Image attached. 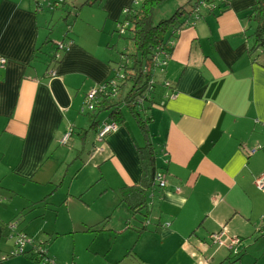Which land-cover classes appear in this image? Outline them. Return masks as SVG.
I'll use <instances>...</instances> for the list:
<instances>
[{"label": "crops", "instance_id": "1", "mask_svg": "<svg viewBox=\"0 0 264 264\" xmlns=\"http://www.w3.org/2000/svg\"><path fill=\"white\" fill-rule=\"evenodd\" d=\"M45 1L0 0V60L5 61L0 63V203L4 204L0 264H37L28 256L12 255L14 242L8 237L7 225L16 221L22 231L25 223L30 222V228L44 216L35 214L40 206L35 204L51 194V188L52 192L57 189L53 181L66 158L61 151L73 149L75 137L80 147L77 132L88 125L80 112L85 96L111 73L110 45L103 41L106 23L112 32L123 10L132 4V0H107L95 9H101L103 21L85 24L92 31L86 38L75 33L72 38L62 37L57 43L66 44V50L60 63L52 65V76L49 61H38L40 52L34 53L45 50L47 41L53 43ZM252 2L231 0L229 11L180 32L174 45L162 75L172 85L173 96L162 108L152 109L155 115L149 113L150 142L157 165L166 171V188L148 197L146 223L159 224L158 232L137 235L131 228L137 221L120 202V188L140 181L136 136L129 137L123 128L101 142L88 136L80 148L91 147L93 153L80 161L73 178L82 169H93V179L85 186L99 185L98 196L104 204L78 219L69 217V224L61 229L56 219L51 230L33 234L43 239L39 242L54 264H124L128 259L183 264L186 251L196 264H246V259L249 264H264V233L259 232L264 231V211L251 224L255 236L241 235L245 234L241 231L227 235L222 230L235 220L251 218L259 205L252 211L243 207L253 186L258 189L257 179L264 175L262 156H256L264 133V53L255 63L250 61L245 23L236 14ZM259 191L263 200L264 190ZM44 205V210H51L55 203L45 199ZM85 205L91 206L89 201ZM113 210L120 216L114 218ZM106 218L104 231H87ZM204 225L205 233L198 232ZM207 225L213 228L206 229ZM80 233L87 238L78 242L75 235ZM216 234H222L221 244L211 240ZM235 239L238 243L229 249ZM246 239L253 245L243 244ZM259 241L262 248L256 247ZM249 248L254 249L250 254ZM220 250L224 251L221 257H215Z\"/></svg>", "mask_w": 264, "mask_h": 264}, {"label": "trees", "instance_id": "2", "mask_svg": "<svg viewBox=\"0 0 264 264\" xmlns=\"http://www.w3.org/2000/svg\"><path fill=\"white\" fill-rule=\"evenodd\" d=\"M65 1L57 3L56 0L52 2L47 0L45 2L49 3L50 9L60 8L63 10L65 12L63 20L67 21L71 13L66 11ZM106 1L86 0L83 5L94 7L96 4L102 8ZM168 1L136 0L133 5L123 10L115 23L114 32L118 34L119 38L123 37L124 40L130 41L131 49H128L127 46L123 47L118 51L115 59L109 61L111 73L99 87L94 109L85 112L83 106L80 111L88 125L77 132L78 137L80 136L79 145L82 147L87 142L88 136H95L96 140L101 142L107 135L114 133H107L99 141L98 134L108 124L113 123L117 129H125L131 138L134 135L128 118L135 125L142 138L141 144L137 142L135 144L140 167V181L137 185L120 188L119 197L120 202L129 210L133 221H137V224H131V228L137 235L146 231L158 232L159 230V224L149 225L146 223L149 213V195L152 196L154 191L160 192L166 188V186L159 187L155 181L156 175L162 174L166 183V171L157 165L156 151L150 142L149 126L152 123V117L149 113L153 106H162L163 102L168 100L172 94L170 92L172 85L162 75L173 54L174 45L180 32L193 27L206 17L221 16L230 10L231 5V0H189L186 3L190 5L187 9L179 7L168 18L155 22L153 20L155 12ZM236 14L241 17V20H244L243 32L247 42V55L250 61L255 63L257 56L253 57L254 54L264 52V0H253L250 5L239 10ZM249 29L250 33L247 34ZM66 36L67 34L64 37ZM65 45L62 42L56 44L54 55L49 56L48 63L51 67L49 73L52 76L55 74H53L55 72L53 67L60 63L65 53ZM59 51H61L60 54ZM36 52L41 53L42 51L36 49L34 53ZM34 56L33 54V60ZM157 97L159 98L157 99ZM123 110L126 111L128 117ZM103 112L108 113L107 118L99 124L97 117ZM80 147L77 153L80 152ZM79 155L77 154L76 158ZM44 200L45 198L41 202ZM106 221L107 218L88 228L87 231L91 233L104 231ZM10 223L7 225L8 230ZM259 232L264 233L263 230H259ZM32 240V247L17 255L28 256L37 264L52 260L43 249L44 243Z\"/></svg>", "mask_w": 264, "mask_h": 264}, {"label": "rangeland", "instance_id": "3", "mask_svg": "<svg viewBox=\"0 0 264 264\" xmlns=\"http://www.w3.org/2000/svg\"><path fill=\"white\" fill-rule=\"evenodd\" d=\"M188 1L189 0H169L164 5H162L158 11L155 12L153 20L155 22H157L159 19L168 18L179 7H184L185 9H187L190 6V5L186 4V3H188ZM192 1H194V0H192ZM85 2H86V0H66V11L68 10L71 13L69 15V18L67 21H64L62 18L59 19L60 10L57 9V10H54L51 12L50 10H47L48 7L46 6L45 12L47 13L48 19L50 21V25L48 26L47 29H48V33H49V38L53 41V43H51V41H50L48 44L45 45V50H43L39 54V60L38 61L43 60L44 62H48L49 61L48 57L54 55V51L56 48L55 47L56 44L54 45V42L59 43V41L61 40L62 37H64L65 34L70 36V38L75 37L74 35L77 34L78 36L82 37V39H84L92 32L85 25L88 21H91L92 24H97V23L99 24L103 21L104 14L101 12V9H98L97 11L95 10L96 8H101V7L97 6L96 4L94 7H90L88 5H83V3H85ZM135 2H136V0H132L131 5H133ZM81 5H83V7H81ZM61 13H62L61 16L63 17L64 11L62 10ZM39 19H41V18H39ZM112 26H114V25H112ZM109 29H110L109 23H106V26H105L106 32L105 31L104 32L107 33L106 34L107 37L103 41H104L106 46L110 45L108 52L110 54L109 59L112 60V59H115L118 51L120 49H122L123 47L127 46L128 49H131V44H130V41L124 40L123 37L119 38L118 34L116 32H114L115 29H113L112 32ZM248 31L249 32H247V34L250 33V29ZM261 54L262 53H259V54L256 53V54H254L253 57L257 56L256 59H258L261 57ZM161 78H160V80H161ZM152 108L153 109H159L162 107H160L159 105H155ZM123 112L127 116L126 111L123 110ZM152 113H153V115H155L156 112L153 110ZM107 114H108L107 112L100 113L97 117V122L100 124L101 122L105 121L107 118ZM128 121H129V125L131 127V130L134 133V136H136L137 143L141 144V141L139 140L140 137L138 135L139 133L137 132L135 125L133 124V122L129 118H128ZM78 129H80V128H78ZM261 134H262V137H261L262 138V146L258 150V152L256 153V156H262V163L264 164V133H261ZM74 140H75L76 146L73 149H70V147H69V149L67 148V149H63L61 151V153H65L66 158H65V162H64L65 163L64 167L60 169L59 173L57 174V176L54 178V181H53L57 186L56 191L52 192L53 189L51 188V191L49 192L51 194L44 196V198L47 199L48 201H53L55 203V206H51L50 207L51 210H44L43 209V206H45L44 201L41 203L35 204V205L40 204L38 209H36L34 212L37 215H44L43 217H41L42 219L41 218H38L39 220L36 219L37 221H35L34 223H31L32 225L30 228H28V225L30 224V222L28 224L25 223V227L22 231H21V228L19 227V224L16 223L15 231H18V232L21 231L25 235L27 234L26 236L28 238L35 239L36 241L37 240L38 241L43 240V239L37 238V236H34L33 234L35 232H37V230H39V229L51 230V226H53L52 224L55 222L56 219H57V223H59V225H60L59 228L61 229V227H62L61 225L69 224V222H70V220L68 219L69 217H71L73 220L78 219L79 215H82L84 212H87L85 214H88L87 210H93V209L98 208V207L100 208V206L102 204H104L102 199H100L98 196L99 185L95 184L94 186H92L90 188H87L85 186V184H87L89 179H91L93 177V172H94L93 169L88 168V169H85V171H83V169H82L80 171V175L77 176L76 178H73L77 172V169H79V167H80V164H81L80 161L88 160V157L93 153V149H91V147H87L85 150H81V148H80L81 152L77 153V150L79 149L78 143L76 144L77 137H75ZM77 154L78 155L80 154V158H76ZM158 161L160 162L159 159H158ZM260 165L261 164H258V166H260ZM21 191H24V190L21 189ZM70 191H72V192L77 191V194L76 195L72 194ZM81 194H83L82 200H79V196ZM258 195H260V191L253 186L252 190L249 193V198L247 199V202H246L247 205L245 207H243V209L252 211V210H254L256 205H259V207L257 208V210H255V212L252 214V216H250L251 218H249L248 216H245L243 221L235 220L233 223L228 225V228H222V230L225 231V233L227 235H230L234 231H236L237 233H239L241 231L242 233H245V234H241V235H247L248 233H250L252 236H255L253 234V228L254 227L253 226L251 227V224L254 222V219H256L257 217L260 218L261 217L260 214L264 211V199L262 200V198L258 197ZM42 196H43V193L39 195V198H41ZM64 200H65V202H63ZM85 201L90 202L91 206L89 207V209L86 207ZM121 206H123V208H125L124 205L121 204ZM3 207H4V204L0 203V210H3ZM57 213H58V218H56ZM113 214H114V218L115 217L117 218L120 216L118 214V212L114 213V210H113ZM15 219H12V220H15ZM17 220L22 221L20 218ZM26 224H27V226H26ZM20 226H21V224H20ZM207 226H208V228H206V229H212L213 228V226H209V225H207ZM204 227H205V225L202 228H200V230L198 232H200V231L204 232V230H205ZM243 230H245V231H243ZM200 234L201 233H198V235H200ZM31 235L34 236L35 238L30 237ZM85 238H87V237L85 235H83L82 233L75 235V239L78 242L80 240L85 239ZM8 240H10V239H8ZM67 240L69 242H71L69 238ZM9 242H11V241H9ZM242 242H244L243 244L248 243L250 245H253V241L251 243V240H249V239L248 240L246 239ZM260 244H262L261 241H259L257 243L256 247L259 246ZM262 246L263 245H261L257 248H262ZM204 247H207V246H204ZM257 248H255V251H257ZM237 249L239 251V248H237ZM246 250L247 249L245 248L243 251H246ZM202 251H204V250L201 249V251H199L198 255H200V253ZM253 251H254V249L249 248L248 254L252 253ZM221 252H224V251H222V250L217 251L215 257H219V256L221 257V255H222V254H220ZM176 260H178V257H176ZM230 263L231 262H226L223 264H230ZM124 264H156V263H152L151 261L134 262V261L128 259L125 261ZM183 264H196L195 259H193L192 257H189L187 251H186V254H184ZM216 264H219V263L217 262ZM232 264H236V262H234ZM246 264H249V261H247V259H246Z\"/></svg>", "mask_w": 264, "mask_h": 264}, {"label": "built area", "instance_id": "4", "mask_svg": "<svg viewBox=\"0 0 264 264\" xmlns=\"http://www.w3.org/2000/svg\"><path fill=\"white\" fill-rule=\"evenodd\" d=\"M65 0H56L57 3H61ZM4 60L1 59L0 60V63L1 64H4ZM55 72H53L54 74ZM98 92H99V88H96V89H93L91 90L85 97V100H84V111L87 112V111H91L94 109V106H95V102H96V96L98 95ZM172 94H170V97L169 99L172 98ZM117 129L116 125L111 123L110 125H106L102 131L98 134V139L99 141L102 139V137L104 135H106L107 133H110V132H115V130ZM258 150L257 149H252L249 154L250 155H253L254 153H256ZM155 181L158 183V186L159 187H164L166 186V183H165V178L162 174H157L156 177H155ZM257 187L259 190H264V175L260 176L258 179H257ZM16 221H12L9 225V238L11 239L12 238V241L14 242V249H13V252L12 254L13 255H17V254H22L23 252L27 251V249L31 248L32 245H33V240L31 238H28L24 233H22L21 231H15V225H16ZM15 232V233H14ZM221 237H222V234H216V235H212L211 236V240L215 243V244H221ZM238 243V241L235 239L232 243H231V246L229 247V249H232V246L233 245H236ZM42 264H54L52 260H49V261H44Z\"/></svg>", "mask_w": 264, "mask_h": 264}]
</instances>
